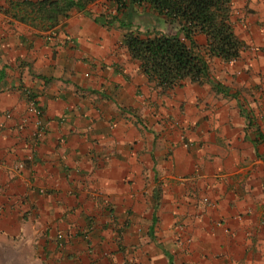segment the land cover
Masks as SVG:
<instances>
[{"label":"crops","instance_id":"0c3cea01","mask_svg":"<svg viewBox=\"0 0 264 264\" xmlns=\"http://www.w3.org/2000/svg\"><path fill=\"white\" fill-rule=\"evenodd\" d=\"M231 1L240 56L164 91L105 0L50 30L0 12V264H264V0Z\"/></svg>","mask_w":264,"mask_h":264},{"label":"trees","instance_id":"16d2710c","mask_svg":"<svg viewBox=\"0 0 264 264\" xmlns=\"http://www.w3.org/2000/svg\"><path fill=\"white\" fill-rule=\"evenodd\" d=\"M98 0H0V12L18 22L50 30L65 20L74 9L86 10ZM115 13L103 14L101 21H118L126 31L122 43L150 81L163 91L183 80L200 82L208 75L211 57L231 62L240 56L243 44L233 31L231 0H105ZM148 6L174 25V32L133 29L136 8ZM207 37L204 52L198 50L193 36ZM1 79V75H0ZM26 90L28 93H25ZM28 100L33 92L24 89ZM36 103V102H35Z\"/></svg>","mask_w":264,"mask_h":264},{"label":"built area","instance_id":"2783aa9c","mask_svg":"<svg viewBox=\"0 0 264 264\" xmlns=\"http://www.w3.org/2000/svg\"><path fill=\"white\" fill-rule=\"evenodd\" d=\"M52 31H54V30H52ZM52 33H53V32H52ZM25 93H28V91L26 90ZM29 104H30V106H29V110H30L32 113H34L35 116L40 115V109H39V107L36 105V103H35L33 100H29Z\"/></svg>","mask_w":264,"mask_h":264}]
</instances>
